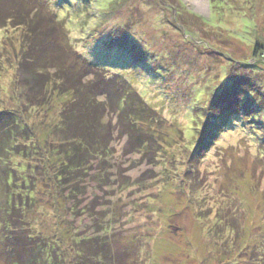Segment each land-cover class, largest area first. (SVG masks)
<instances>
[{
  "label": "rangeland",
  "instance_id": "374dc122",
  "mask_svg": "<svg viewBox=\"0 0 264 264\" xmlns=\"http://www.w3.org/2000/svg\"><path fill=\"white\" fill-rule=\"evenodd\" d=\"M15 1L34 26L59 20L50 48L68 44L100 68L96 81L122 76L151 109L127 134L105 105L109 152L77 171L63 116L75 96L33 71L44 34L0 28V264L49 245L59 264H81L96 238L107 264H264V0ZM231 78L251 93L220 107L221 126L208 108Z\"/></svg>",
  "mask_w": 264,
  "mask_h": 264
},
{
  "label": "trees",
  "instance_id": "16d2710c",
  "mask_svg": "<svg viewBox=\"0 0 264 264\" xmlns=\"http://www.w3.org/2000/svg\"><path fill=\"white\" fill-rule=\"evenodd\" d=\"M0 6L2 7L0 8V28L5 27L6 24L9 23L12 26H28L31 32L44 34V63L37 66H35L36 64L33 65V67L35 66L33 71L39 74L38 71L44 69L45 83V80H49L50 82L52 78H57L60 82L58 89L64 92H73L75 96L74 100L63 111V116L65 121L64 124L67 126V129L70 128L72 129L71 131H76L78 133V136L71 137V142L75 143L79 140L81 144L78 146L77 152H75L78 154H73L74 157L79 156L77 164L73 163V167L77 165V171H79V168L80 171L81 169H85L88 162L91 161V158H94V156L102 158L103 155L109 152V149L106 146L103 147V143L101 144L99 140H97H102L98 135V131L102 123V112L105 111V105L108 104L113 114L118 113L119 118L127 123L121 124L127 134L135 133L137 122L134 123L133 119L135 120V118L138 119V117H142L150 111L151 108L147 101L137 94L126 79L120 75L114 74L113 76L103 78L102 81H96L100 68L83 58L69 47L68 44L58 42L50 48L51 39L56 38V34L61 33V30L64 31L63 28L60 29L61 24L56 17L54 19H44L43 25L38 23L34 26V17L31 16L30 12H25L24 8L22 9L17 1L13 0L9 6L8 4L0 3ZM256 52L255 49L254 56H256ZM72 57H75L74 63H70ZM77 66L86 70L82 73L81 70H76ZM51 71H53L54 74H51ZM103 71L107 72L108 70ZM90 75H92L94 79L84 83V79ZM231 79H233V83L231 87L229 86L230 88H228L227 93L224 94L223 92L222 94H217V97L212 99L209 105L208 109L210 111H218L216 117L220 116V107L227 110H231L230 108L234 106H236L237 109L240 108V106H242L241 103L251 93L246 89V86L245 88L240 87V79ZM224 84L226 86V84L230 83L227 80ZM230 92L229 105L228 101H222V99L226 98L227 94L229 95ZM213 95L216 96L215 93ZM101 97H104V100H100ZM69 114L75 115L73 121L69 119ZM209 114L211 115V113ZM212 120L214 123L218 122L221 125L222 116L217 119L212 118ZM203 125L204 129L201 130L203 134L201 139L207 140V138H209L207 134H211V123L209 124V121H207ZM218 128L221 127L219 126ZM214 132L216 136L223 134V132L217 129H214ZM5 137L10 138V134H6ZM143 140L144 138L141 137L140 142L137 143L138 151L146 144V141ZM215 141L216 140H213V142ZM1 143L2 141H0V154L2 153ZM201 146L200 144V148ZM207 151L205 150V153ZM14 195L15 194H11V197H14ZM105 240L106 238L86 240L89 241L92 246L89 248L90 255L88 256H83L82 251L78 250L77 255L79 258L83 257L84 260L81 264H107L109 253L107 249L104 248L106 245ZM30 247L32 248V245H30ZM37 253V260L29 258L28 260L30 261L27 262L28 264H59V261H65L63 255L59 256L60 253L55 246L52 245H49V247L45 249L38 248ZM13 264L25 263L18 262L17 259Z\"/></svg>",
  "mask_w": 264,
  "mask_h": 264
}]
</instances>
